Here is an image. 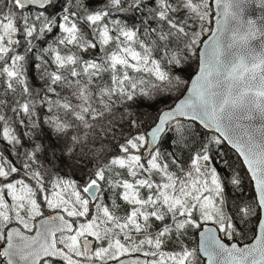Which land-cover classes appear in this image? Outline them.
<instances>
[{
    "label": "snow or ice",
    "instance_id": "snow-or-ice-1",
    "mask_svg": "<svg viewBox=\"0 0 264 264\" xmlns=\"http://www.w3.org/2000/svg\"><path fill=\"white\" fill-rule=\"evenodd\" d=\"M0 264H264V0H0Z\"/></svg>",
    "mask_w": 264,
    "mask_h": 264
},
{
    "label": "water",
    "instance_id": "water-1",
    "mask_svg": "<svg viewBox=\"0 0 264 264\" xmlns=\"http://www.w3.org/2000/svg\"><path fill=\"white\" fill-rule=\"evenodd\" d=\"M256 11L258 12V9Z\"/></svg>",
    "mask_w": 264,
    "mask_h": 264
}]
</instances>
